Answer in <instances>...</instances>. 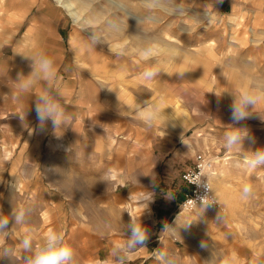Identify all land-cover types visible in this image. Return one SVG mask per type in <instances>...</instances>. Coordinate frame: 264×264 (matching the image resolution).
<instances>
[{
  "label": "rangeland",
  "instance_id": "rangeland-1",
  "mask_svg": "<svg viewBox=\"0 0 264 264\" xmlns=\"http://www.w3.org/2000/svg\"><path fill=\"white\" fill-rule=\"evenodd\" d=\"M63 1L78 18L57 0H0V215L29 210L24 224L10 222L0 235V264H24L28 229L37 244L62 231L76 264H110L131 217L151 235L127 264H163L157 250L180 264H220L233 252L239 264H264V166L249 168L246 159L264 147V105L262 119L253 113L237 125L252 138L243 149L228 150L223 140L231 93L264 85V29L242 13V0L232 11L220 8L225 0ZM149 41L156 53L142 59ZM37 53L54 61L53 87L70 117L57 129L37 127L43 82L18 87V76L31 72L24 56ZM157 63L160 73L143 79ZM98 65L99 75L88 71ZM145 101L159 106L152 127L138 115ZM200 153L215 162L220 208L182 211V174ZM245 184L253 188L248 199Z\"/></svg>",
  "mask_w": 264,
  "mask_h": 264
},
{
  "label": "clouds",
  "instance_id": "clouds-1",
  "mask_svg": "<svg viewBox=\"0 0 264 264\" xmlns=\"http://www.w3.org/2000/svg\"><path fill=\"white\" fill-rule=\"evenodd\" d=\"M93 39H95V37H93ZM117 47L119 49L118 54H122L124 45H118ZM155 53L156 45L151 41L147 42L139 49V55L142 59L153 57ZM24 57L31 61V72L27 76L23 74L18 76L17 83L19 89L28 91L35 83L39 81L43 82V87L35 94L34 100V111L38 122L37 127L39 130L44 131L49 122H51L53 129L66 125L70 117L66 113V109L61 102V94L53 87V83L56 80L54 61L43 53H37L31 57ZM160 71V63H157L145 68L142 73V78L151 80L156 77ZM180 75L182 76L183 73ZM109 90L112 91L111 89ZM231 95L230 118L232 123L227 125L229 128L224 132L223 140L224 146L228 150H240L243 149L245 139L251 140L252 138L249 129L237 125H240L242 121L252 117L253 113L259 115V106L264 105V85H257L254 87L245 86L231 93ZM145 105L144 110L140 111L138 115L147 126L152 127L159 120V106H148L147 101H145ZM259 117L261 118L260 115ZM247 166L249 168L264 166V147H260L251 152V156L247 160ZM152 184L154 187L156 186L154 179L152 180ZM203 187L206 190V194L200 198L201 207L206 209L218 202L215 198L208 197L207 193L210 192L208 185L203 184ZM252 192V186L250 184H245L241 191V198L248 199ZM166 198L171 199L174 197ZM144 199L147 200L148 203L152 201L150 196H145ZM28 211L27 208L20 206L17 209H12L10 214L11 218L0 215V235L8 234L10 222L17 225L24 224ZM219 218L220 215H218L217 219ZM190 226L191 222L185 224V228ZM163 230L173 235L176 233L175 227L167 223L164 224ZM126 232L128 234L127 240L117 243L113 247L110 264H127L130 253L137 248L146 247V242L151 235L150 229L144 225L141 220H137L133 217L130 219ZM36 239L35 230L28 229L20 241V247L23 249L24 253L22 256L24 264H76L75 250L67 242L65 234L62 231L49 230L42 242L38 244L35 243ZM201 247L206 248L208 245L202 243ZM5 255H7V252ZM156 256L163 261V264H180L178 258L174 256L169 257L164 251L157 250ZM220 264H239V257L235 252L230 253L222 258Z\"/></svg>",
  "mask_w": 264,
  "mask_h": 264
},
{
  "label": "built area",
  "instance_id": "built-area-1",
  "mask_svg": "<svg viewBox=\"0 0 264 264\" xmlns=\"http://www.w3.org/2000/svg\"><path fill=\"white\" fill-rule=\"evenodd\" d=\"M213 173H215V162L202 153L197 154L193 165L182 174V182L186 186L181 203L182 211L191 212L201 207L200 198L206 194L203 184H207L210 189V192L207 193L208 197L215 198L218 202L208 209L214 210L220 208V203L213 193L210 182V177Z\"/></svg>",
  "mask_w": 264,
  "mask_h": 264
},
{
  "label": "crops",
  "instance_id": "crops-1",
  "mask_svg": "<svg viewBox=\"0 0 264 264\" xmlns=\"http://www.w3.org/2000/svg\"><path fill=\"white\" fill-rule=\"evenodd\" d=\"M236 1L237 0H225L224 3L221 4L220 8H222V6L230 5L231 11H232L234 9L233 8L234 5L237 4ZM239 5H241V6H243V7H245L247 9V10H243L242 13L248 14V15L252 14L253 15L252 21L254 23H256L257 25H259L258 27H261L262 29H264V0H242L239 3ZM206 15L211 16V13L208 12ZM130 20L131 19H129V21ZM128 29L132 30V27H131L130 24H129V28ZM139 40H140V38H139ZM77 50H78V48H77ZM100 66L98 65L97 68H95L94 71L93 70H88V71L99 75L100 74V69H101ZM87 85H89L91 87H95L96 86L94 82H89V83H87ZM80 86H83V85L80 84ZM246 159H248V158H246ZM82 165L85 167L86 163H82ZM111 177H112V180H116L117 179V175L116 174H112ZM216 179H218V176H216V172H215L210 177V182L212 183V185H213V183H215ZM214 189H215V192H217L220 197H223L222 196V192L220 190H218L216 187H214Z\"/></svg>",
  "mask_w": 264,
  "mask_h": 264
},
{
  "label": "bare ground",
  "instance_id": "bare-ground-1",
  "mask_svg": "<svg viewBox=\"0 0 264 264\" xmlns=\"http://www.w3.org/2000/svg\"><path fill=\"white\" fill-rule=\"evenodd\" d=\"M57 1H59L61 4H62V7H64L65 9H67L68 11H69V13H70V15L72 16V17H74V18H78V16H77V14H76V12H75V10H74V8H73V5L71 4V3H69V2H65V1H63V0H57ZM212 186V185H211ZM212 190H213V193H214V187L212 186ZM215 194V193H214ZM216 195V194H215ZM217 197V196H216ZM218 199V198H217Z\"/></svg>",
  "mask_w": 264,
  "mask_h": 264
}]
</instances>
